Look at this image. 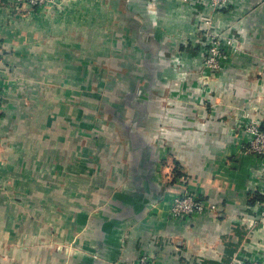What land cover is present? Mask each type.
Listing matches in <instances>:
<instances>
[{
  "label": "crops",
  "instance_id": "1",
  "mask_svg": "<svg viewBox=\"0 0 264 264\" xmlns=\"http://www.w3.org/2000/svg\"><path fill=\"white\" fill-rule=\"evenodd\" d=\"M176 4L161 0L156 12L146 0H55L45 8L0 0V51L10 74L53 86L107 76L117 91L103 98L105 110L118 118L96 140L101 152L93 175L86 169L89 143L74 146L83 152L76 180L85 184L66 188L62 204L51 203L59 186L46 188L40 170L0 173V264H136L143 252L155 264L264 260V219L254 222L264 202V159L242 149L250 120L264 127V0H236L227 12L244 25L254 56L240 60L242 78L231 68L223 78L225 91L214 87L210 93L200 91L196 52L184 47L195 16ZM169 31L177 42L165 37ZM179 46L189 53L174 62L169 53ZM107 68L114 69L112 76ZM81 101L82 131L90 100L86 95ZM48 116L54 121L56 110ZM38 137L45 140L41 132ZM6 161L0 157L1 166ZM34 161L41 166V159ZM119 175L125 183L117 189ZM183 175L216 212L208 208L184 221L172 217L170 201ZM48 177L58 180L54 171ZM92 180L110 189L92 192L86 187ZM75 192L83 202L90 194L95 204H73ZM11 195L26 203L12 202ZM42 195L49 201L45 206L35 200Z\"/></svg>",
  "mask_w": 264,
  "mask_h": 264
},
{
  "label": "rangeland",
  "instance_id": "2",
  "mask_svg": "<svg viewBox=\"0 0 264 264\" xmlns=\"http://www.w3.org/2000/svg\"><path fill=\"white\" fill-rule=\"evenodd\" d=\"M174 1L177 3L176 6L184 10L186 14L195 16L193 33L190 37H184V47L196 52L199 58L201 68L198 71L200 91L210 93L214 90V87L217 88L218 92L225 91L226 82L223 78L228 71L231 68H236L234 70H238L242 78L240 60L248 56H254L246 47L242 34L245 27L242 26V22L226 17L227 12L234 7L233 4L236 0ZM54 2L55 0H53ZM160 5L161 0H146V7L149 11L159 12L161 10ZM164 10L162 8V11ZM166 16L170 18L169 14H166ZM172 23H175V21L168 20L170 29H175ZM174 33L175 31H169L165 37L177 42ZM186 48L179 46L178 51L173 54L172 52L169 53V58L174 62L181 61L183 58L186 60L189 53ZM0 66V81L4 84L0 89V157L4 158L5 161L7 160V164L0 165V173L40 170L47 177L48 184L46 188L54 184L59 186L57 197L50 198L51 203L57 201L58 205L62 204L66 200L64 195L66 188L78 190L81 188V184H85L79 179L76 180V177L81 173L79 161L83 152L80 146L74 147L75 145H80L81 142L86 143V145L89 143V154L86 157L88 159L87 168H85L91 175L96 172L97 164L94 161L97 153L101 152L100 143H96V140L100 139L103 132L111 129L112 124L116 123L115 120L118 121L117 117L113 118L105 110L108 107L105 106L103 98H106V96L112 97L113 93L117 91V86L107 82V76L100 81L92 77L93 80L89 79L88 83L82 85H33L30 81L25 79L23 81L22 76L10 74L12 69H9L8 61L2 52H0ZM2 66H5L6 69ZM113 71L114 69L111 68L105 69V72L109 73L110 76H112ZM54 89L56 93L53 92ZM136 90L142 91L143 86L137 87ZM53 94H56L57 99L53 100ZM38 95L41 96V99L35 98ZM86 95L90 100L87 104L90 116L88 122L83 120L81 131L80 111L86 108L85 105L81 106V97L84 98ZM15 96H19L21 99L15 98ZM96 98H100V100L97 101ZM51 101L55 102V107L50 104ZM118 107L120 106L118 105ZM17 108L23 109L26 116ZM51 110H56L54 121L48 116ZM66 113H69V116ZM4 119L9 120H5L4 123ZM68 129L74 130V133H68ZM36 130L37 133H35ZM40 132L41 135L45 136V140L38 137ZM70 142L73 146L70 145ZM242 149L246 152L244 147ZM102 155L108 159L113 157L108 152L104 154L102 152ZM34 157L41 159V161H38L41 166L35 161L32 162ZM51 171H54L58 180L49 179L48 175ZM68 178L71 180H66ZM119 180V182H115V185L119 184L117 189L125 183L122 175H119ZM9 181V184L14 183L10 179ZM106 185L105 183L102 187L110 189ZM86 187L92 192L96 191L97 188L102 189L94 180L87 181ZM3 188L9 189L6 186H3ZM36 198L42 203V206L49 203V201L44 200H47V197L43 195L35 196V200ZM10 199L14 203H26L25 197L17 198L15 195H11ZM28 199L32 200V197ZM68 199L70 200V197ZM71 200L75 205L81 203L95 204L92 202L93 199H91L90 194L83 202L79 193L75 192ZM30 217L29 219H35L33 214H30ZM261 218L264 219V215ZM254 222L256 224L258 221L255 220ZM236 258L239 257L234 256L230 264H233ZM256 259L261 260L260 264H264V260L261 258Z\"/></svg>",
  "mask_w": 264,
  "mask_h": 264
},
{
  "label": "built area",
  "instance_id": "3",
  "mask_svg": "<svg viewBox=\"0 0 264 264\" xmlns=\"http://www.w3.org/2000/svg\"><path fill=\"white\" fill-rule=\"evenodd\" d=\"M21 2L33 7L45 8L53 0H21ZM246 130L249 133V137L243 145L246 152L264 159V127L257 120H252L246 126ZM179 182L181 183V187L172 195L170 201V213L172 217L176 220L184 221L201 215L208 208L217 211L215 204L209 203L195 189L190 187V178L188 176H180ZM262 215H264V202L261 203L260 212L254 218V221L262 219ZM260 261L256 258H236L233 264H260ZM136 264H155V261L149 253L144 252L140 254Z\"/></svg>",
  "mask_w": 264,
  "mask_h": 264
}]
</instances>
